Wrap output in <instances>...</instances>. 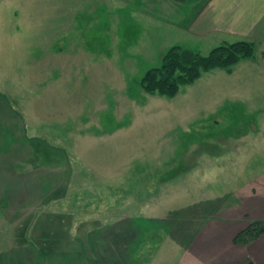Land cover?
Returning <instances> with one entry per match:
<instances>
[{
    "label": "rangeland",
    "instance_id": "obj_1",
    "mask_svg": "<svg viewBox=\"0 0 264 264\" xmlns=\"http://www.w3.org/2000/svg\"><path fill=\"white\" fill-rule=\"evenodd\" d=\"M205 1L0 0V264H191L235 228L264 180L261 47L174 98L138 85L220 44L187 31Z\"/></svg>",
    "mask_w": 264,
    "mask_h": 264
},
{
    "label": "crops",
    "instance_id": "obj_2",
    "mask_svg": "<svg viewBox=\"0 0 264 264\" xmlns=\"http://www.w3.org/2000/svg\"><path fill=\"white\" fill-rule=\"evenodd\" d=\"M191 19L187 31L195 37L216 36L220 44L248 39L264 52V0H206ZM246 63L255 66L257 59L244 60L239 64ZM235 67L231 73L223 71L232 77L236 74ZM249 92L264 94V86ZM238 208L232 219L237 225L224 238L221 235L224 222L219 214L196 236L191 248L185 249L186 259H195L191 264H235L247 258L255 264H264V234L245 246L233 241L235 235L248 224V219L264 221V180L246 191Z\"/></svg>",
    "mask_w": 264,
    "mask_h": 264
},
{
    "label": "trees",
    "instance_id": "obj_3",
    "mask_svg": "<svg viewBox=\"0 0 264 264\" xmlns=\"http://www.w3.org/2000/svg\"><path fill=\"white\" fill-rule=\"evenodd\" d=\"M256 56V43L248 39L221 43L207 54L174 45L164 52L159 66L145 71L138 80V85L149 95L174 98L180 93L182 87L193 85L204 73L216 69L231 73L240 62L255 59ZM263 234L264 221L252 220L235 235L233 241L237 245L245 246ZM235 264H255V262L247 258Z\"/></svg>",
    "mask_w": 264,
    "mask_h": 264
}]
</instances>
